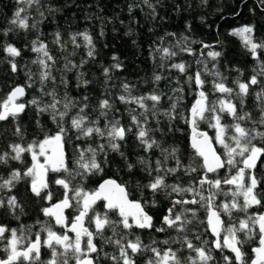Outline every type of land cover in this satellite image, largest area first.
I'll use <instances>...</instances> for the list:
<instances>
[{"label": "snow or ice", "instance_id": "6c2138e0", "mask_svg": "<svg viewBox=\"0 0 264 264\" xmlns=\"http://www.w3.org/2000/svg\"><path fill=\"white\" fill-rule=\"evenodd\" d=\"M16 2L18 7L9 21L12 27L0 30V34L5 37L17 29L25 32L29 29L38 31V24L43 23L45 19V13L40 10V0ZM142 2L151 10L155 19L156 6L151 0ZM203 2L207 3V0ZM260 3L264 5V0H260ZM33 6L41 19L35 20L31 16L30 10ZM48 11L58 10L49 7ZM30 20L32 23H29ZM253 33L254 27L251 25L233 29L230 33L241 38L245 49L257 61L259 68L258 71L254 70L255 74L247 81L240 78L243 73L236 69L239 76L232 81L234 87L228 86L227 77L215 64L209 68L203 59L196 61L197 65L202 67L198 68L194 75L188 74V65L184 62L167 65L166 61L178 55L174 48L189 55L193 54V49L188 46L187 36L182 35L176 39L174 45L168 46H163L164 38L161 37V45L156 47L153 59L155 53H159L161 68L167 67L169 71L176 70L181 75H186V83L190 86L194 82L195 100L187 114L177 113L184 90L182 87H176L172 89L173 93L181 95L169 96L170 106L162 111L159 106L164 93L153 90L146 95L136 96L132 94V86L124 82L121 86L122 94L116 99L122 104L136 106L128 109L129 125L122 124L120 119L115 117L109 119V113L113 111L114 105L108 98L100 99L98 108H93V111L99 113L93 119L86 112L90 107L89 97L85 95L77 100L68 94L69 82L64 73L76 70L77 87H86L90 83L84 79L85 74L79 71L87 60L82 59L76 64L65 56L60 76V84L65 89L63 95L59 94L56 87L47 89L49 81L56 83V77L53 75L56 57L51 54L48 44L40 39L42 33L38 34L36 39L31 41V51L36 54L32 64L38 66V72L27 71L25 83L12 86L6 96L0 98V122L9 120L14 122L12 135L17 138L16 141L9 142L6 149L0 150V165L8 166L14 161L24 166L12 168L6 176L0 175V193L11 192L16 184L21 181L27 182L32 195L48 205L42 207L41 212L49 219L43 222L37 220L36 225L39 227L35 232L32 231L35 225H22L19 229L0 225V241H5L3 250L6 253V258H0V264H72L73 261L74 264H98L103 249L94 243L96 239H101L105 245L114 248L113 253H103L112 264H137V256L144 253L151 254L145 264H211L215 259L213 250L222 253L224 264H264V212H249L251 208L264 207V195L258 191L261 179L255 173L258 161L264 156V146L256 143L260 141L264 144V80L260 79L264 77V61L259 56V52L264 51V41L257 42ZM167 35L176 38L175 33ZM80 39L83 40V47L87 49V57L94 60L96 48L92 36L87 31L70 33L68 40H64L61 32L56 31L53 33L52 43L60 51L65 52L69 43L74 50L79 49L82 46ZM0 47L7 57L5 62L11 73L16 74L20 70L17 58L21 56V50L11 43H3ZM212 48V45L202 44V49H210L207 57L216 61L221 52L211 50ZM74 54L75 51L69 53ZM112 60L115 63L103 69L105 84L111 79V71L120 70L122 67L117 56L114 55ZM204 75L213 77L211 94L204 90L208 83L203 79ZM37 77L39 84L37 91L40 95L25 101L27 89L36 86ZM162 79H164L162 75L153 74L155 83ZM177 83L179 84L178 80ZM253 86L259 89L255 92V109L258 112L256 116L245 110V103ZM217 93L219 95H215ZM44 97L50 99L45 101ZM148 101H151L150 105ZM30 106L35 109L37 116L47 114L56 125V131L51 134L44 132L38 119L36 124L44 132L43 138L33 139L25 144L23 141L26 130L21 125L20 117ZM73 109L77 111L70 115ZM137 109L140 111L137 112ZM161 116L168 120L169 125L179 118L191 129V147L195 156L187 165L178 155L177 147H165L163 142L153 135L154 132L163 133V128L159 127ZM225 116L231 119V123L223 122ZM101 118L104 119L102 127ZM150 119H154L158 127L152 128L149 124ZM200 123H206L209 128L214 129L215 136L209 137L206 132L200 131ZM6 132L5 129L0 136L6 135ZM69 132L75 133L76 140L98 138L101 141L95 146L74 145L78 155L72 167L66 162L65 155V145L71 139ZM130 133L135 135L139 146L146 154L154 149L160 153L154 162L149 155L137 158L136 164L149 177L147 183L137 184V189L141 191V199H130L127 185L111 178L103 180L93 190L86 189L84 181L103 173L104 165L109 163V152L118 153L125 160L127 170L132 172L136 165L128 162V157L121 151V142L125 141ZM214 144L223 149L222 154L218 153ZM25 154L31 158L30 165L25 162ZM169 161H174V166H169ZM224 168L228 169V173L220 177L219 170ZM49 172L63 173L57 175L54 180L55 185L63 189V198L55 203H52L54 193L50 190ZM180 172L187 176L198 172L201 175L187 186L179 182H167L169 176H177L179 180L177 174ZM209 174L216 175L213 178ZM78 178L79 182L74 184ZM224 186L231 187L225 190ZM144 190L151 195L150 200L145 198ZM159 194L170 200V207L157 226L154 217L146 208L148 205L153 208L157 206L156 197ZM221 195L225 199L217 203V198ZM100 201H103V211L97 209ZM188 205H199L205 209L206 231L215 238L211 241V247L209 240L201 239L199 234L195 235L199 244L193 243L189 238L188 233L191 229L188 226L197 219V209L187 207ZM0 208H6L14 216L17 209L24 211L15 195L0 196ZM68 209H73L76 213L70 222L65 215ZM234 213L243 215L236 216ZM111 214H115L118 219H114ZM224 216L228 217L227 222L222 218ZM89 224L94 225V230L86 226ZM55 227L63 228L64 231L57 232L54 230ZM145 229L150 232L154 230L156 233L172 230L176 235L164 240L152 237L149 243H145L141 235L135 231ZM106 230H109L111 235H106ZM68 233L73 235L70 236ZM32 236L34 239L30 238ZM252 240L257 241V246L252 247L253 257L249 261L245 258L247 254L243 248L246 242ZM161 244L165 247L161 248L159 246ZM173 244L179 247L174 248ZM42 248L50 251L51 255L47 261L41 259ZM185 249L188 255L181 256L180 253ZM225 250L232 256L223 254Z\"/></svg>", "mask_w": 264, "mask_h": 264}, {"label": "trees", "instance_id": "16d2710c", "mask_svg": "<svg viewBox=\"0 0 264 264\" xmlns=\"http://www.w3.org/2000/svg\"><path fill=\"white\" fill-rule=\"evenodd\" d=\"M151 3L156 6V16L153 19L151 10L145 6L142 0H40V10L45 13V19L43 23L38 24L37 30L29 29L27 32L17 29L14 32L9 33L7 37L0 34V45L3 43H11L21 50V56L17 58V63L20 70L16 74H12L9 66L5 62L7 57L0 47V98L6 96L7 92L11 90L12 86L22 85L25 83V73L31 70L33 73L38 72V66L32 64V60L36 58V54L31 51V41L36 39L37 35H40V39L48 44L49 50L52 55L56 57V64L53 70V75L56 77V83L51 81L47 84V89L53 87L57 88L60 95H63L65 89L60 84L61 70L64 67V57L76 64H79L82 59L88 62L84 65L82 71L84 79L89 80L90 83L86 87H77L76 70L72 72H66L68 84V94L76 98L82 99L83 96L89 97L88 103L90 107L86 109L89 116L95 119L98 116V111H93V108H98L100 99L108 98L114 105L113 111L109 113V119L112 117L120 119L124 125L130 124V117L128 115L129 108H135V105L122 104L117 96L122 94V83L126 82L132 86V94L146 95L153 90L164 93L163 99L160 104V109L166 110L169 108L171 101L169 96L181 95L180 93H173L172 89L176 87L183 88V95L181 102L177 108V113L187 114V110L191 107L195 100V85L194 82L190 86L186 83L187 76L181 75L176 70H171L167 67L161 68L160 54L155 53V59H153V53L157 46L161 45L160 38L163 37V46L175 44L176 39L179 37L187 36L189 38L188 46L193 49V54L189 55L186 52H180L178 48L173 50L177 51L178 55L171 60L166 61L167 65L171 63L184 62L188 65V74L194 75L195 71L202 67L197 65L198 59H203L208 63L209 68L216 65L218 70L227 77L226 83L230 87H234L232 81L239 76L236 69H239L243 76L240 78L247 81L254 73V70L258 71V63L254 60L251 54L245 49L244 44L240 37L230 35L233 29L239 28L244 25H251L254 27V38L257 42L264 41V5L260 3V0H207L204 3L203 0H151ZM18 5L16 0H0V30L8 27H12L9 21L12 19L15 10ZM49 7L57 9L58 11L49 12ZM31 16L35 20L41 19L35 10V6L30 10ZM32 23V20L29 21ZM60 31L64 40H68L69 34L73 32L87 31L93 39V43L96 48V56L94 60L87 57V49L83 47V40L80 39L81 47L79 49H73L69 43L67 51L62 52L60 49L52 43L53 33ZM168 33H175L176 38L167 35ZM192 41H197L192 43ZM206 43L212 45L211 50L221 52V56L212 61L207 57V52L210 49H202V44ZM75 51L74 55H69ZM203 51V55L201 52ZM117 56L122 67L120 70L113 69L111 71V79L105 84V77L103 75V69L110 67L115 61L112 60L113 56ZM260 59L264 61V51L259 52ZM160 74L164 77L159 83L153 81V74ZM37 84L31 89H27V94L24 100H30L33 96H39L37 91L39 87L38 77ZM208 83H206L204 90L211 94V81L213 77L204 75ZM264 80V77L260 78ZM179 81V84L177 83ZM258 87L253 86L251 94L246 100L245 110L251 111L254 116L258 115L255 109V92L258 91ZM215 95H219L218 93ZM214 98V96H210ZM49 97H44V100H49ZM149 105L151 101H148ZM76 109H73L70 115L76 113ZM140 109H137L139 112ZM41 121L44 132L54 133L56 131V125L52 123L50 117L47 114L37 116L33 107H28L24 114L20 117L22 127L26 130V135L23 143H28L33 139H42L44 132L37 126L36 121ZM159 127L163 128V133L154 132L153 135L161 140L165 147L175 146L179 149L178 155L182 162L187 165L191 159L194 158L195 153L189 146L190 130L187 124L181 119H177L169 125L168 120L161 116L159 117ZM224 123H231V119L227 116L224 118ZM104 124V119H100L101 127ZM149 124L152 128L158 127L154 119H150ZM171 127V130L169 128ZM14 128V122L11 120L7 122H0V133L6 129V135L0 136V150L6 149L9 142L16 141V137L12 135ZM199 130L207 132L210 137L215 136V131L209 128L206 123H200ZM135 128H133V132ZM71 139L65 145L66 162L69 167L73 166V161L78 155L75 151L74 145L86 147L88 144L93 146L96 143L101 142L98 138L92 140H76L75 133L69 132ZM260 146H264L260 141H256ZM121 151L128 157V162L136 165L132 172H129L126 167L125 160L115 152H109V163L104 165V171L101 174L89 177L84 181V187L88 190H93L105 179H114L118 183L126 184L127 190L130 193V199H141V191L137 189V184L147 183L149 177L140 170V166L136 164L139 156L149 155L154 162L160 153L158 150H152L150 153H145L139 146L135 135L128 134L126 140L121 142ZM218 153L222 154L223 149L214 144ZM103 159V156L100 157ZM42 160V159H41ZM25 162L27 165L31 164V158L25 154ZM174 161H169V166H174ZM24 166L17 162L11 161L8 166L0 165V175H7L12 168H23ZM235 169L232 170L234 174ZM228 173V169L224 168L219 171L220 177L225 176ZM255 173L258 178L261 179L258 191L264 195V156L258 161ZM60 174H49L48 179L51 182L50 190L54 193V199L52 203L63 198V189L60 186L55 185L54 180ZM177 176H169L168 183L179 182L187 186L190 182L198 179L201 173H193L191 176L184 175L183 172L177 174ZM216 174H211L213 178ZM79 182L77 181L73 183ZM231 186H224L225 190H228ZM9 195H15L18 198L19 203L22 205L24 211L19 209L16 211V215L11 214L6 208H0V225H4L8 228L19 229L23 226H33L32 231L38 230L36 221H47L49 218L44 217L41 212L42 207L48 206L44 201L33 196L29 184L25 181H21L16 184L11 192H2L0 196L7 197ZM144 196L150 200L151 195L144 190ZM190 198V197H186ZM231 197L229 196L228 199ZM158 203L155 208L148 205L146 210L150 215L154 217V222L159 226V222L166 210L170 207V200L165 198L163 194H159L156 197ZM225 197L223 195L217 198V203L223 201ZM242 201V198H241ZM187 207H195L197 209V219L188 226V236L193 240V243L199 244V241L195 239V235L199 234L201 239L209 240V247H211V241L213 238L210 236L206 224V211L199 205H188ZM97 209L103 211V203L97 205ZM179 210V206H177ZM249 212H264V207H254L249 209ZM76 213L73 209H69L66 213V217L69 222ZM114 219H118L115 214H111ZM236 216H242V213H234ZM18 217V218H17ZM226 222L228 217H222ZM201 221H205L201 223ZM54 224V222L52 221ZM94 230V225H86ZM57 232H63L60 227H55ZM137 231L145 243L150 242V238L154 237L157 240L168 239L176 235L172 230H168L164 233H156L154 230H135ZM106 235H111L109 230H106ZM6 235H8L6 233ZM71 236V235H70ZM34 239V236L30 237ZM94 243L98 248H102L103 252L100 253L98 264H112L111 260L106 259L103 255L104 252L113 253L115 250L111 245H105L101 239H96ZM164 248L165 245H159ZM174 248L179 245L173 244ZM257 246V241L252 240L245 243L243 250L245 251L246 259L250 261L253 257L251 252L252 247ZM41 259L47 261L50 257V251L47 248H42ZM223 254L232 256L230 252L225 250ZM150 253H144L137 256V264H145ZM181 256L188 255L187 250H183L180 253ZM194 255V253H193ZM6 255L0 252V258H4ZM213 256L215 259L211 264H224L222 253L213 250ZM234 260V257H232ZM74 264V261L72 262Z\"/></svg>", "mask_w": 264, "mask_h": 264}, {"label": "flooded vegetation", "instance_id": "af4514ba", "mask_svg": "<svg viewBox=\"0 0 264 264\" xmlns=\"http://www.w3.org/2000/svg\"><path fill=\"white\" fill-rule=\"evenodd\" d=\"M41 161H42V160H41ZM49 174H55V173L49 172V173H48V176H49ZM99 203H103V202H99ZM99 203H98V204H99ZM98 204H97V205H98ZM68 211H69V210H68ZM68 211H67V212H68ZM67 212H66V213H67ZM66 213H65V215H66ZM62 229H63V228H62ZM63 230H64V229H63ZM68 234H69V235H72L71 233H68ZM4 246H5V241H0V252H2L3 254L6 255V253H5L4 250H3V249H4ZM4 258H6V256H5Z\"/></svg>", "mask_w": 264, "mask_h": 264}, {"label": "water", "instance_id": "95a60500", "mask_svg": "<svg viewBox=\"0 0 264 264\" xmlns=\"http://www.w3.org/2000/svg\"><path fill=\"white\" fill-rule=\"evenodd\" d=\"M189 130H190V135H189V146H190V148L193 150V148L191 147V129L189 128ZM207 133V132H206ZM208 134V133H207ZM209 135V134H208ZM210 137V136H209ZM214 146V145H213ZM215 147V146H214ZM194 151V150H193ZM65 155H66V152H65ZM220 170H222V169H220ZM219 170V171H220ZM209 175H211V174H209ZM100 202H103V201H100ZM99 203V202H98ZM69 210V209H68ZM68 210H66L65 211V213L68 211ZM54 222V221H53ZM147 230V229H146ZM209 234H210V236L212 237V235H211V233L210 232H208ZM72 234V233H71ZM73 235V234H72ZM213 239H215L214 237H212Z\"/></svg>", "mask_w": 264, "mask_h": 264}, {"label": "rangeland", "instance_id": "374dc122", "mask_svg": "<svg viewBox=\"0 0 264 264\" xmlns=\"http://www.w3.org/2000/svg\"><path fill=\"white\" fill-rule=\"evenodd\" d=\"M42 161H43V158L41 157Z\"/></svg>", "mask_w": 264, "mask_h": 264}]
</instances>
